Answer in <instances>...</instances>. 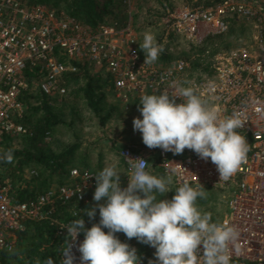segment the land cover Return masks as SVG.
Instances as JSON below:
<instances>
[{
  "label": "built area",
  "instance_id": "2783aa9c",
  "mask_svg": "<svg viewBox=\"0 0 264 264\" xmlns=\"http://www.w3.org/2000/svg\"><path fill=\"white\" fill-rule=\"evenodd\" d=\"M233 22L244 30L229 37L236 46L209 42L225 37ZM157 23L156 55L149 58L141 54L129 20L91 26L60 7L0 0V142L27 132L20 121L26 107L22 96L30 86L26 69L37 67L34 88L60 101L68 91L65 73L87 60L110 76L125 109L130 100L149 94L158 104L146 147L120 149L132 184L145 179L154 155V167L174 184L228 193L223 218L196 229L186 259L192 264H264V0L165 8ZM201 45L203 51L192 52L189 59L180 53ZM195 58L208 70L192 71ZM98 182L91 168L73 166L63 184L17 202L13 182L2 181L0 250H12L28 222L56 220L57 201L84 199ZM56 222L57 236L65 239L62 264H97L81 229ZM179 241L173 237L175 245Z\"/></svg>",
  "mask_w": 264,
  "mask_h": 264
},
{
  "label": "trees",
  "instance_id": "16d2710c",
  "mask_svg": "<svg viewBox=\"0 0 264 264\" xmlns=\"http://www.w3.org/2000/svg\"><path fill=\"white\" fill-rule=\"evenodd\" d=\"M30 1L63 8L91 26L103 22L123 24L130 17L126 10L127 0ZM155 1L163 4V0ZM217 1L199 0L196 4L209 5ZM166 3L172 5L171 0ZM171 5L167 8H173ZM165 8L158 9L152 15L157 18ZM137 15H134V22ZM243 32L242 26L233 22L225 37L241 35ZM222 37L217 36L211 40ZM156 43L139 42L141 54L149 58L155 56ZM236 45L235 42H227L226 48ZM204 46H191L182 49L180 53L189 59L192 52H202ZM74 65L75 71L65 73L68 91L60 101L34 88L32 80L38 76L37 67L26 69L30 86L22 96L26 108L20 121L27 132L21 136L20 146L13 145L10 136L0 142V183L10 179L17 186V202L34 199L47 191L53 182L63 184L68 178L70 167L91 166L88 154L80 152L81 143L77 136H74V142L58 150L52 146L56 127L67 124L63 118V108L71 106V113H76L78 110L73 108V99L80 97L101 125L110 119L111 112L116 109L115 106H110L108 110L104 107L106 93L103 88L105 85L112 88L110 76L95 70L87 60H80ZM191 68L192 71H206L208 64L204 65L199 58H195L191 59ZM152 101L155 98L149 94L145 97L144 106L136 101L135 109L149 118L148 105ZM102 158V155L99 156L97 165L91 167L99 177L95 189L85 192L84 199L73 197L70 201H57L54 221L42 219L28 222L25 230L17 237L13 249L0 250V264H62L61 253L65 248V239L56 234V221L60 220L81 229L97 264H192L185 257L192 233L196 231L199 222L217 225L222 219L221 215L206 210L199 217H194L196 220L191 219L192 203H200L202 200L199 191L190 185L173 184L166 194L168 202L164 203L161 192L151 187L149 175L142 182L127 187L121 184V175L107 177L101 174L98 163ZM29 167L34 168L33 174L26 178L25 172ZM165 223H168L167 228H164ZM174 236L180 237L176 245L173 243Z\"/></svg>",
  "mask_w": 264,
  "mask_h": 264
},
{
  "label": "rangeland",
  "instance_id": "374dc122",
  "mask_svg": "<svg viewBox=\"0 0 264 264\" xmlns=\"http://www.w3.org/2000/svg\"><path fill=\"white\" fill-rule=\"evenodd\" d=\"M198 1L199 0H171V5L166 3L167 0H163V4L162 2L160 4L155 0H127L126 10L130 15L128 20L132 23L135 29L134 31L138 38V45L139 42H148V44L156 43L157 36L160 34V27L157 23V18L154 17L155 15H152L155 11H158V9L162 10L163 7L167 8V6L170 5L173 8H190L195 6ZM137 13V19L136 22H134V15ZM224 46L226 47V45ZM76 87L77 86L74 88ZM103 90L106 93L105 110H108L110 106L116 107V109L111 112L110 119L104 125H101L98 118L86 106L85 101L82 100V98L77 97L76 99H73V108L78 110L76 113H71V109H69L71 106L63 108V118L67 124L58 125L56 127L52 137V146L55 150H58L62 148L63 145L74 142V136H77L81 143L80 152L83 151L88 154L91 165H97V159L102 155L103 158L98 163L100 165L101 174L107 177L121 175V184L128 187L132 185L131 175L125 164L122 165L119 162L120 149L131 144L139 147H146L144 143L152 126V118L158 115L160 110L157 109L158 105L156 102L152 101L150 105H148L149 118H147L135 109L137 103L142 106L145 105L146 96L130 100L129 109L127 110L118 101L110 86L105 85ZM184 111L186 112L187 109H184ZM20 143L21 136L12 137L13 145L20 146ZM117 149L119 151L118 153ZM33 169V167L26 169V178L32 176ZM173 184L174 183L171 180L166 184L160 183L159 181H152L150 183L151 187L155 186L158 188V192H161L160 194L163 196L164 203L168 202L166 194ZM18 185L21 188V185ZM56 185L57 184L53 182L50 187H56ZM13 187L14 189L17 188L14 183ZM200 194L202 195V200L200 203H192V212L189 217L191 219H194V217L197 218L201 213L208 210L213 214L221 215V218H223L224 213L227 211L228 193L223 194L217 191L209 193V191H202ZM203 223L208 222H199L197 228ZM193 235L194 233H192V236Z\"/></svg>",
  "mask_w": 264,
  "mask_h": 264
},
{
  "label": "crops",
  "instance_id": "0c3cea01",
  "mask_svg": "<svg viewBox=\"0 0 264 264\" xmlns=\"http://www.w3.org/2000/svg\"><path fill=\"white\" fill-rule=\"evenodd\" d=\"M231 37H233V36H231ZM219 42H220V44H221V47L223 46V47H225L224 45H226V43L228 42V40H229V37H222L221 39H217ZM226 48V47H225ZM168 104V103H167ZM158 105V104H157ZM168 105H171V104H168ZM172 106V105H171ZM170 106V107H171ZM78 154H79V152H78ZM119 162H120V164H122V165H124L125 163H124V161H123V159L122 158H119ZM149 162H150V165H151V170H150V172L147 174V175H149L148 176V178H149V181H150V183L153 181H159L160 183H163V184H166V183H168L169 181H170V179L169 178H167L164 174H162L161 172H159L155 167H154V165H155V158H154V155H150L149 156ZM91 165V164H90ZM79 166V165H78ZM94 166V165H93ZM90 168L92 167V165L91 166H89ZM95 169V168H94ZM100 171H101V169H100ZM119 176V175H118ZM152 188H156V189H158L157 187H152ZM163 190V189H162ZM213 191H217V192H221L222 193V191L221 190H210L209 191V193L210 192H213Z\"/></svg>",
  "mask_w": 264,
  "mask_h": 264
}]
</instances>
